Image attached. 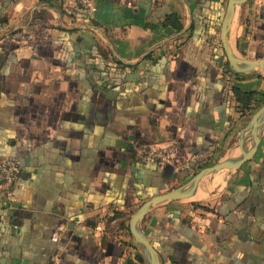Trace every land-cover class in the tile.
Segmentation results:
<instances>
[{
  "label": "crops",
  "instance_id": "obj_1",
  "mask_svg": "<svg viewBox=\"0 0 264 264\" xmlns=\"http://www.w3.org/2000/svg\"><path fill=\"white\" fill-rule=\"evenodd\" d=\"M228 1L0 0V159L21 169L0 200V264H49L56 251L61 264H147L133 215L207 160L238 154L257 110H243L235 90L264 98V70L226 61ZM169 12L181 31L163 24ZM229 41L264 59V0L238 8ZM169 144L166 163L136 158ZM220 173L143 218L161 264H264V137L251 160Z\"/></svg>",
  "mask_w": 264,
  "mask_h": 264
},
{
  "label": "water",
  "instance_id": "obj_2",
  "mask_svg": "<svg viewBox=\"0 0 264 264\" xmlns=\"http://www.w3.org/2000/svg\"><path fill=\"white\" fill-rule=\"evenodd\" d=\"M248 0H229L221 23L220 38L229 62L230 68L237 73H251L256 70H264V59L249 60L238 56L229 41L230 29L238 8ZM264 137V104L255 112L249 123L241 131L239 153L227 160L218 161L211 166L203 167L184 185L169 192L154 196L147 200L133 215L130 223L131 232L137 245L144 253L147 264H161L155 247L150 243L142 229V221L147 212L156 205L165 202H175L192 197L201 182L209 175L223 170H235L251 160L257 153L258 147ZM247 139L249 142L246 143Z\"/></svg>",
  "mask_w": 264,
  "mask_h": 264
},
{
  "label": "built area",
  "instance_id": "obj_3",
  "mask_svg": "<svg viewBox=\"0 0 264 264\" xmlns=\"http://www.w3.org/2000/svg\"><path fill=\"white\" fill-rule=\"evenodd\" d=\"M79 2L86 8L92 6L90 0H79ZM9 35L11 38L19 37L22 40L27 37L26 34L21 32H13ZM174 152L175 147L172 144L145 146L137 150L136 158L141 163L163 164L171 160ZM206 158L207 155L199 154L195 156L194 161L199 162L206 160ZM20 172V162L16 158L5 156L0 159V200L11 195V183L19 176ZM61 231L62 226H57L52 236L55 243L59 241ZM49 264H61V255L58 251L52 254Z\"/></svg>",
  "mask_w": 264,
  "mask_h": 264
},
{
  "label": "trees",
  "instance_id": "obj_4",
  "mask_svg": "<svg viewBox=\"0 0 264 264\" xmlns=\"http://www.w3.org/2000/svg\"><path fill=\"white\" fill-rule=\"evenodd\" d=\"M40 1L47 2L50 6H53V7L56 6V3L60 2V0H40ZM163 24L165 26H169L175 29L176 31H181L183 29V24L181 22L180 16L174 12H169L165 15ZM226 61L229 65L227 58H226ZM234 93H235L237 100L241 103L243 110H245L246 108L251 109L250 105L252 103L256 104V106L252 108V110L253 109L258 110L264 104V98L262 96H259V94L256 92L245 93L239 90H235Z\"/></svg>",
  "mask_w": 264,
  "mask_h": 264
},
{
  "label": "rangeland",
  "instance_id": "obj_5",
  "mask_svg": "<svg viewBox=\"0 0 264 264\" xmlns=\"http://www.w3.org/2000/svg\"><path fill=\"white\" fill-rule=\"evenodd\" d=\"M237 142V141H236ZM249 142V139H247V141H246V143H248ZM239 147V146H238ZM238 147H237V149H238ZM237 149H236V152H237ZM240 151V150H239ZM239 151H238V153H239ZM233 155V153H231V154H229V156H232ZM233 157V156H232ZM206 166H203V167H207V166H211V165H213L214 164V162L212 161V162H209L208 160L206 161ZM203 167H200L199 169H202ZM227 172H229V170H223V171H221V173H227ZM220 173V174H221ZM222 175H220L219 177L220 178H223V177H221ZM217 179V178H216ZM221 180V182H222V180L223 179H220Z\"/></svg>",
  "mask_w": 264,
  "mask_h": 264
},
{
  "label": "bare ground",
  "instance_id": "obj_6",
  "mask_svg": "<svg viewBox=\"0 0 264 264\" xmlns=\"http://www.w3.org/2000/svg\"><path fill=\"white\" fill-rule=\"evenodd\" d=\"M225 160H227V159H225ZM215 179V178H214ZM217 184V186H220V185H222L223 184V180H222V182H221V180L219 179V178H217L216 180H215V185Z\"/></svg>",
  "mask_w": 264,
  "mask_h": 264
}]
</instances>
